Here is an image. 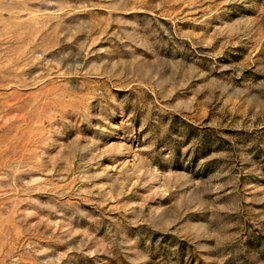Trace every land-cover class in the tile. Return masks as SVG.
<instances>
[{
    "label": "rangeland",
    "instance_id": "rangeland-1",
    "mask_svg": "<svg viewBox=\"0 0 264 264\" xmlns=\"http://www.w3.org/2000/svg\"><path fill=\"white\" fill-rule=\"evenodd\" d=\"M0 264H264V0H0Z\"/></svg>",
    "mask_w": 264,
    "mask_h": 264
}]
</instances>
